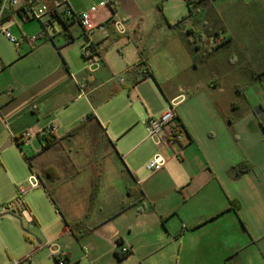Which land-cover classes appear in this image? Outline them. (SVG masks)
<instances>
[{
  "label": "crops",
  "instance_id": "crops-1",
  "mask_svg": "<svg viewBox=\"0 0 264 264\" xmlns=\"http://www.w3.org/2000/svg\"><path fill=\"white\" fill-rule=\"evenodd\" d=\"M68 1L74 11L85 10ZM96 1L111 5L95 16L106 22L109 36L87 37L100 52L95 72L74 71L54 38L51 46L27 41L44 29L49 34L60 22V34L68 37L65 46L74 44L78 24L67 19L66 29L58 11L40 20L19 17L11 27L22 41L16 52L0 42V148L10 140L8 146L20 148L18 138L26 130L58 126L52 138L33 140L28 152L20 148L31 174L40 176L44 203L48 209L49 201L52 210L47 217L38 205L32 212L26 203L29 212L19 218L43 234L26 237L21 252L12 248L22 256L13 260L57 264L54 245L67 253L69 264H264V0H200L192 11L188 0ZM237 7L243 16L236 14ZM119 22L125 33L118 30ZM166 27L182 37L181 50L191 61L186 66L197 78L175 84L156 75L149 61L152 45L144 40ZM116 43L123 47L118 62ZM46 48L54 53L50 59ZM141 62L150 77H142ZM124 90L125 105L114 103L112 115L106 114L104 107ZM79 103L73 121L60 125V113ZM173 104L186 137L159 150L148 139L146 122ZM134 105L144 109L142 119L124 118ZM91 113L94 117L75 132ZM180 148L178 158L174 152ZM159 151L167 163L151 174L145 165ZM95 160L102 163L103 178L97 206L87 218ZM0 164L7 180L17 177L6 162ZM48 167L58 171V179L44 175ZM8 189L0 204L15 197L12 186ZM81 221L89 231L75 232L68 225ZM123 247L129 253H121ZM0 264H11V257L2 255Z\"/></svg>",
  "mask_w": 264,
  "mask_h": 264
},
{
  "label": "rangeland",
  "instance_id": "rangeland-1",
  "mask_svg": "<svg viewBox=\"0 0 264 264\" xmlns=\"http://www.w3.org/2000/svg\"><path fill=\"white\" fill-rule=\"evenodd\" d=\"M73 1L77 3L80 9H85V10H88L95 3L97 4L96 0H73ZM177 3L179 4V2ZM238 9L240 8L239 7L235 8L236 14L240 13L241 16H243L244 15L243 12L241 10L240 12H238ZM81 11L83 10H78L77 12H81ZM252 19L254 20V22H256L253 24L256 25L258 22L257 21L258 18H256L255 16ZM36 23L38 24V21H35L32 24H36ZM63 29H64L63 25L60 22H56L55 29L54 27L49 28V34L52 37L50 38L46 37V39L44 38L36 43L37 44L47 43L48 46H51L55 42L54 44L57 46V48L63 49L62 50L63 55L66 54V56L69 57L70 62L72 63V66L74 68V71H77L79 69L80 72H84L87 68V62L83 56L82 46L85 43H87V36L85 35L84 31H82L79 25L74 27L73 34L74 37L76 38L75 43L74 44L71 43L69 46L66 47L65 46L66 38L68 40V37H66L64 33L60 34V32L63 31ZM40 32L32 33L31 35L38 34ZM12 34L18 39L16 34L13 33V31ZM96 34L97 36L103 37V35H101V33L99 32H96ZM255 34L257 33L255 32ZM53 38H54V42H53ZM0 42L8 50L12 51V53L16 52L17 47L14 45V43L9 41L2 34H0ZM146 42L152 45L151 46L152 50L149 54V61L156 75H158L159 78L168 77V79H170V82L175 84H178L182 81L192 80L194 78L196 72L191 68H187L186 66L187 63L191 61H189V58L186 56L185 52L181 50L183 41H182V37L179 35L178 32H174L168 27L164 28L163 30H153L149 33V38H146L144 40V43ZM163 44L165 48L161 50H157L158 47H160V45ZM116 45L117 43L114 44L113 51L116 54V59L118 62L121 59L120 54L118 53V49L120 51L122 50L123 47H122V43H119L118 46ZM250 50L252 51L253 48H250ZM44 53L46 54L48 59H50L52 54H54L49 48L44 49ZM111 57L112 55H110V58ZM172 58H174L175 60L172 61L171 60ZM201 72L202 75H205L206 73L205 70H201ZM120 76L121 74L119 75L117 74L115 80L119 82ZM197 76L198 74L196 75V78ZM104 81H105L104 79L100 80V83ZM151 81L155 84V80L153 78H151ZM123 92L124 95H122L121 97H116L117 99H113L116 101H112V103L110 104V108H108L107 106L104 107L106 114L112 115V113L114 112L113 109L114 107H112L114 103L115 105L116 104L120 105L117 108H121L123 104L125 105V103L128 100V93L127 90H124ZM161 97L163 98V100L165 99L162 92H161ZM81 104L82 103H79L78 105L72 106L70 109L61 112L60 115L58 116L60 117V120H57L59 121L58 123H61L60 125L63 124L67 125L68 123L73 121L75 117L74 115L80 108ZM143 110L144 109H142V107L140 110L138 106L134 105L133 109L129 110L124 114V118L130 117L136 120L142 119L144 112ZM6 143L7 142H5V144ZM5 144H3V146H1L0 148V160L2 162H6L12 170L14 169L17 174V177L16 176H14L15 178L11 177L13 176L11 174L10 180L9 179L7 180L5 178V174H4L5 171L3 169V166L0 164V189H2L0 191V195L8 194V190H9L8 188H11L12 186L13 190L15 191V197L11 200L13 201L17 196L15 183L16 184L28 183L29 180L28 178L31 172L28 169L26 162L24 161L25 159L21 153V149L17 146V144L14 143L12 146H8L5 149H3ZM148 144L149 146H151L150 142ZM148 144L146 146L149 148ZM23 150L25 152H28L29 148L24 147ZM45 198H46L45 188L41 186L31 191L28 195H26L25 201L28 204L29 208L32 210V212L35 211V205H38L40 209L44 211L47 217H51L49 210H52L50 209L52 208V205L49 201H46L47 202L46 204H48V209H47L44 203ZM11 201L0 204V213L2 206H4L5 204ZM11 216H15V215L8 214L3 217H0V258L2 255L5 256L6 258L10 256L11 264L12 263L17 264L18 262L16 260H20L22 256H17L16 253L12 250V248L15 249L17 248L18 250L17 249L16 250L21 252L20 250L22 246V241L26 242V237H30L33 238V240H36L38 237L37 235L41 236V234L43 233L39 232L38 227H36L35 225L26 222L23 217L19 218V216L18 217L16 216L15 217L16 219H14V217ZM37 232H39V234H37ZM159 257H156L155 260L158 259Z\"/></svg>",
  "mask_w": 264,
  "mask_h": 264
},
{
  "label": "built area",
  "instance_id": "built-area-1",
  "mask_svg": "<svg viewBox=\"0 0 264 264\" xmlns=\"http://www.w3.org/2000/svg\"><path fill=\"white\" fill-rule=\"evenodd\" d=\"M196 1V0H190ZM109 1H102L98 5L91 6L88 10L81 12L74 11L68 0H52L49 4L45 0H0V34H3L9 41L19 48L22 41L17 39L11 31L13 25H18L19 17L23 21L29 19H42L48 14L54 15L60 12L64 18L72 20L78 24L83 31L88 35V38L95 32L102 33L105 37L109 36V29L106 22H99L95 19L96 14L100 8H109ZM117 28L120 33H125V26L122 22L117 23ZM49 34L44 29L38 34H33L28 37L29 43H36L39 40L46 39ZM83 56L87 62L86 70L95 72L101 62L100 52L98 47L88 39L87 43L82 46ZM3 67L0 66V73ZM143 75H146L143 73ZM148 78V77H147ZM148 130V139L151 140L159 150L165 148H173L177 144H181L185 139V128L178 120V114L175 109V104L171 105L164 113L159 116H150L146 122ZM58 131L57 125H48L37 132L29 129L23 132L19 137L21 143L20 148H32L33 140L44 137L52 138ZM176 157L182 156V149L174 152ZM167 161L161 151H159L153 158H151L145 165L146 170L151 173L161 171L166 165ZM42 186L40 176L33 172L28 180V183L17 184L16 198L5 204L1 208V213L12 214L16 216H27L28 207L25 201L26 195L31 191ZM52 252L56 258L57 264H69L67 260V253L62 251L58 246L51 245ZM121 253H129V249L123 247Z\"/></svg>",
  "mask_w": 264,
  "mask_h": 264
},
{
  "label": "trees",
  "instance_id": "trees-1",
  "mask_svg": "<svg viewBox=\"0 0 264 264\" xmlns=\"http://www.w3.org/2000/svg\"><path fill=\"white\" fill-rule=\"evenodd\" d=\"M47 1V3H51L52 0H45ZM200 3V0H196V1H190L188 0V5L191 9V11L194 9L195 6H197L198 4ZM61 19L63 20L64 24H65V28L68 29L69 27V23L67 21L66 18L64 17H61ZM178 26H179V23H176L175 25H171V27L173 29H178ZM85 33V32H84ZM191 33V32H189ZM85 35L88 37V35L85 33ZM201 37V35H199L198 38H194V39H199ZM73 41V38L70 36L69 37V43H71ZM138 66H143L144 69H143V73H145L146 75H143L142 74V77L143 78H147V77H150L151 76V72L149 70V68L146 66V64L144 62H141ZM137 66V67H138ZM94 117V115L91 113V114H88L87 116H85L83 118V120L79 123V125L76 127V129L74 130L75 132L76 131H79L80 129H82L83 127H85L88 122ZM18 145L20 146L21 143L19 141V138H18ZM26 159L27 161L30 163V158L28 156H26ZM243 166H240L239 169H241ZM44 175L49 178V179H58L59 178V173L58 171L54 168V167H48L44 170ZM102 178H103V166H102V163L99 162L98 160H95L92 164V193H91V199H90V207H89V211H88V214H87V218L90 217L94 211V209L96 208L97 206V202H98V198H99V194H100V190H101V183H102ZM49 192V195L50 197L53 199L52 197V194L50 193L49 190H47ZM236 211L238 212V207H236L235 205V208ZM72 230H74L75 232L77 230H80V232H87L89 231V228L87 227V224H86V221H81V222H75V223H69L68 224Z\"/></svg>",
  "mask_w": 264,
  "mask_h": 264
},
{
  "label": "water",
  "instance_id": "water-1",
  "mask_svg": "<svg viewBox=\"0 0 264 264\" xmlns=\"http://www.w3.org/2000/svg\"><path fill=\"white\" fill-rule=\"evenodd\" d=\"M9 144H11V140H10V142L8 143V145ZM7 144L3 147V149H5L7 146H8ZM5 215H8V214H6V213H1L0 214V217H3V216H5ZM10 215H12V214H10Z\"/></svg>",
  "mask_w": 264,
  "mask_h": 264
},
{
  "label": "bare ground",
  "instance_id": "bare-ground-1",
  "mask_svg": "<svg viewBox=\"0 0 264 264\" xmlns=\"http://www.w3.org/2000/svg\"><path fill=\"white\" fill-rule=\"evenodd\" d=\"M42 181V180H41Z\"/></svg>",
  "mask_w": 264,
  "mask_h": 264
}]
</instances>
